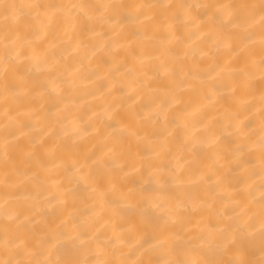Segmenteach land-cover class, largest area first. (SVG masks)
<instances>
[{
	"label": "bare ground",
	"instance_id": "obj_1",
	"mask_svg": "<svg viewBox=\"0 0 264 264\" xmlns=\"http://www.w3.org/2000/svg\"><path fill=\"white\" fill-rule=\"evenodd\" d=\"M0 264H264V0H0Z\"/></svg>",
	"mask_w": 264,
	"mask_h": 264
}]
</instances>
